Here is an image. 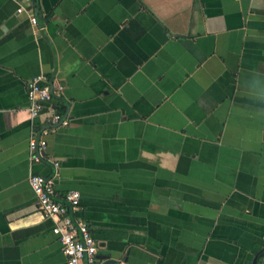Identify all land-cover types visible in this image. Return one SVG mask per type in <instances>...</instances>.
I'll return each mask as SVG.
<instances>
[{"label": "crops", "instance_id": "obj_1", "mask_svg": "<svg viewBox=\"0 0 264 264\" xmlns=\"http://www.w3.org/2000/svg\"><path fill=\"white\" fill-rule=\"evenodd\" d=\"M34 173L94 264H264V0H0V264H67Z\"/></svg>", "mask_w": 264, "mask_h": 264}, {"label": "built area", "instance_id": "obj_2", "mask_svg": "<svg viewBox=\"0 0 264 264\" xmlns=\"http://www.w3.org/2000/svg\"><path fill=\"white\" fill-rule=\"evenodd\" d=\"M24 11L25 9L21 5L17 9L18 13ZM30 21L33 26H37V15L30 14ZM52 96L53 91L46 83L45 76L39 75L28 81L29 110L32 118L40 115ZM52 121L60 122L63 125L69 124L68 120L59 113L53 114ZM43 133H47V131L45 130ZM29 143L30 151L33 153L32 157L39 160L41 156L38 151L47 146V141L41 137V133L35 131ZM29 184L37 197L41 211L55 222L53 232L62 244L67 264H83L85 259L88 264H94L98 252L97 242L88 223L73 217V212L80 206L81 193L71 190L62 199H59L55 194L54 177L36 173L30 175Z\"/></svg>", "mask_w": 264, "mask_h": 264}, {"label": "water", "instance_id": "obj_3", "mask_svg": "<svg viewBox=\"0 0 264 264\" xmlns=\"http://www.w3.org/2000/svg\"><path fill=\"white\" fill-rule=\"evenodd\" d=\"M97 257H98V256H97ZM85 261H87V260L85 259ZM256 262H257V259L254 260V263H255V264H256Z\"/></svg>", "mask_w": 264, "mask_h": 264}]
</instances>
